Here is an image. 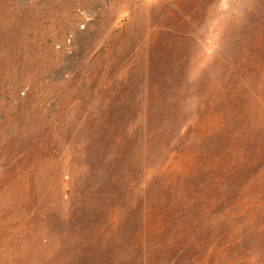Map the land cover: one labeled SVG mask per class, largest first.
Masks as SVG:
<instances>
[{"label":"rangeland","instance_id":"rangeland-1","mask_svg":"<svg viewBox=\"0 0 264 264\" xmlns=\"http://www.w3.org/2000/svg\"><path fill=\"white\" fill-rule=\"evenodd\" d=\"M0 264H264V0H0Z\"/></svg>","mask_w":264,"mask_h":264}]
</instances>
